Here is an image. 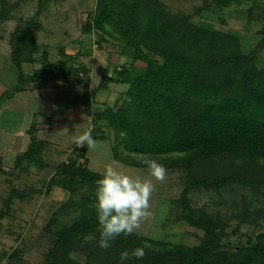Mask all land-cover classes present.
I'll return each instance as SVG.
<instances>
[{
  "label": "trees",
  "instance_id": "1",
  "mask_svg": "<svg viewBox=\"0 0 264 264\" xmlns=\"http://www.w3.org/2000/svg\"><path fill=\"white\" fill-rule=\"evenodd\" d=\"M244 1L213 0L220 8ZM204 8L198 7L196 12ZM7 13L0 12L1 16ZM40 26L31 20L11 33V58L18 68L19 81L1 94L2 98L26 81L38 80L43 73L61 79L73 76L72 83L79 82V71L87 75L84 66L75 68L68 64L71 58L60 48L63 58L46 64L44 50V66L24 76L21 63L34 61L36 30ZM81 27L84 32L96 30L100 38L105 33L115 36L132 47L134 60L145 63V70L139 75L131 76L127 68H118L115 77L106 76L99 83L100 87L109 81L129 83L125 99L93 113V120L105 121L111 131L114 159L138 167H146L140 161L148 158L157 159L167 169L186 166L187 183L176 200L182 209L180 218L203 230L200 242L193 246L170 245L135 232L122 233L111 248L103 250L97 264H122L121 253L137 247L145 249V256L123 264H264V232L235 251L222 250L224 233L217 229L209 213L195 214L188 197L200 185L214 189L232 181L253 187L264 185V163H260L264 158V65L258 67L254 58L242 51L236 34L203 27L193 22L189 14L172 12L162 0H96ZM260 33L264 36V24ZM33 131L32 128L28 148L16 155L10 170L0 162V173L12 174L24 163L46 166L44 142ZM121 131L126 136L121 137ZM86 149L87 145L80 147L71 160L57 164L56 175L45 182V193L57 186L69 194L44 228L54 222L58 225L53 231V244L45 254L52 264H72L70 251L82 248L86 242L89 258L98 255L89 239L99 246L95 203L96 181L102 173L88 166ZM228 158L232 162L238 160L236 169H225L223 174L215 170L209 174V181L193 174V163L199 160ZM27 193L12 188L3 200L0 218L8 215L15 198L22 200ZM62 214L70 215L68 223L56 221Z\"/></svg>",
  "mask_w": 264,
  "mask_h": 264
},
{
  "label": "rangeland",
  "instance_id": "2",
  "mask_svg": "<svg viewBox=\"0 0 264 264\" xmlns=\"http://www.w3.org/2000/svg\"><path fill=\"white\" fill-rule=\"evenodd\" d=\"M162 1L172 12L189 14L193 22L203 27L236 34L241 40L242 51L251 55L258 67L262 68L264 65V45L261 44L264 36L260 33L264 24V5L262 7L255 5L251 8L250 0H245L240 5L220 8L214 4L213 0ZM91 2L92 0H47L44 3L40 0H0V12L2 10L8 12L6 16L0 14V72L6 71L12 61L11 33L18 25L24 27L31 20L39 23L42 20L44 27L38 33V29L36 30L35 37L39 41H37L34 56L37 62L42 61V52L46 51V48L49 52L47 59L53 62L60 57L58 55L60 52L58 53L57 50L60 45L63 46L70 40L86 42L88 40L86 34L79 38L77 35L79 32L76 29L77 14L89 8V5H92ZM198 7L205 8L196 12ZM249 7L251 11L248 10ZM87 45L91 47L93 44L88 41ZM74 63L80 65L77 61ZM78 65L74 67L77 68ZM5 74L8 76L10 70L8 69ZM1 81L0 91L10 86L2 84ZM75 90L79 91V89ZM60 128L58 127L53 135L47 134L46 139L56 141V138L60 137L61 146L66 143L67 145L61 148L59 154L53 155L46 150V166L39 168L36 165L24 163L21 168H15L12 174L0 173V208L12 188L28 192L22 200L15 198L8 215L0 218V264H52L46 260L45 254L53 244L55 238L53 231L58 225L54 222L50 228H44L59 209L60 202H64L69 194L57 186H54L47 194L44 192L45 182L56 175L57 164L73 158L76 150L73 149L75 145L73 146L72 141L79 134V132L75 133L76 130L73 131L74 124L71 128L69 125L61 130ZM65 129L67 133L62 134L61 131L64 132ZM106 143L104 140H96L95 148L88 149L91 155L89 163L91 169L103 173L105 167L112 164L127 170L134 176L152 179L154 184L150 200L152 216L143 221L140 228L134 232L170 245L198 244L203 236V230L180 218L182 209L176 202L187 183L186 166L167 169L166 179L163 182L156 181L149 175L147 167L126 165L114 160L110 147H106ZM231 160L233 159L199 160L193 163L192 171L194 175L204 176L209 181V174L215 173V170L223 174L226 173L225 169L228 171L236 169L238 160L236 159L235 162ZM11 168L8 167L6 170ZM188 197L192 211L195 214L203 211L209 213L216 222L217 229L224 233L220 241L222 250L235 251L264 232V185L259 184L253 187L234 181L216 189L200 185L190 191ZM62 215L56 221L59 224L68 223L70 215ZM89 244L94 246L98 255L89 258V245L86 242V245L82 244V248L70 251L74 261L72 264H97L101 260L104 249L95 245L92 238L89 239Z\"/></svg>",
  "mask_w": 264,
  "mask_h": 264
},
{
  "label": "crops",
  "instance_id": "3",
  "mask_svg": "<svg viewBox=\"0 0 264 264\" xmlns=\"http://www.w3.org/2000/svg\"><path fill=\"white\" fill-rule=\"evenodd\" d=\"M250 2L257 7L264 5V0H250ZM91 4L84 12L77 14L78 23L76 25V29L79 31L77 33L78 38L86 34L88 40L86 42L70 40L57 49L59 53V49L62 48L71 58L68 64L73 63V66H77L78 64L74 63L77 61L80 66L87 69V75L81 71L78 72L80 78L78 83H72L73 76L61 79L53 74L43 73L38 80L26 81L10 95L2 98L1 94L18 85V68L10 61L11 63L7 67L10 74L8 76L5 74L7 70L0 72L1 83L10 85L0 91V162L4 169L13 167L16 155L28 148L32 128L36 137L44 142L43 158L45 161L46 150L53 155L59 154L61 148L67 145L66 143L61 146L60 137L56 138V141H54L55 139L48 141L46 139L47 134L53 135L58 127H61V130L68 125L71 128L73 124L75 126L73 131L79 132L77 137L84 131L91 130L95 141H106V147H110L109 150L113 157L111 131L106 126L105 121H97L96 123L93 120V113L95 110L106 106L114 107L125 99L129 83L126 81H109L102 87L99 86V83L106 76L115 77L118 68H127L130 70L131 76L139 75L145 70V63L143 61L139 63L141 60H134L132 47L125 45L115 36L105 33L102 35L103 38H100L96 30L92 29L90 32L82 30L81 26L86 21L88 13L94 9L96 0H92ZM40 24L37 33L44 29L42 20ZM88 41L92 42L91 47L87 45ZM46 52L48 57L47 48ZM34 55L33 62L23 61L21 63L24 76L32 75L35 70L44 66L43 59L37 62ZM58 55L60 57L55 61L63 58L62 55ZM47 57L46 64L55 62H49ZM75 89H79V91ZM84 99L86 103H84ZM61 133L66 134V129ZM74 141H72L73 146L75 145ZM73 149L79 151L80 147L75 145ZM88 149L87 147L84 151V157L90 167L91 155L88 153Z\"/></svg>",
  "mask_w": 264,
  "mask_h": 264
},
{
  "label": "clouds",
  "instance_id": "4",
  "mask_svg": "<svg viewBox=\"0 0 264 264\" xmlns=\"http://www.w3.org/2000/svg\"><path fill=\"white\" fill-rule=\"evenodd\" d=\"M121 137L126 132L121 131ZM78 147L87 145L89 149L95 148V140L91 130H86L74 141ZM146 165L149 175L156 181L163 182L168 170L166 166L155 158L142 159ZM260 163H264L261 158ZM96 203L95 210L99 222V246L107 250L122 233L131 235L137 231L142 222L152 216L151 196L154 190L152 179L134 176L127 170L109 164L105 167L101 178L96 181ZM145 249L137 247L129 252L121 253V262L135 258L142 259Z\"/></svg>",
  "mask_w": 264,
  "mask_h": 264
}]
</instances>
